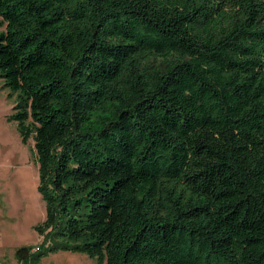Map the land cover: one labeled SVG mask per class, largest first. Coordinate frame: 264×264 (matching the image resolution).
Masks as SVG:
<instances>
[{"label": "trees", "instance_id": "1", "mask_svg": "<svg viewBox=\"0 0 264 264\" xmlns=\"http://www.w3.org/2000/svg\"><path fill=\"white\" fill-rule=\"evenodd\" d=\"M0 79L45 209L19 264H264V0H0Z\"/></svg>", "mask_w": 264, "mask_h": 264}, {"label": "rangeland", "instance_id": "2", "mask_svg": "<svg viewBox=\"0 0 264 264\" xmlns=\"http://www.w3.org/2000/svg\"><path fill=\"white\" fill-rule=\"evenodd\" d=\"M0 79V264H19L15 250L42 242L36 230L45 216L37 190L38 164L32 136L22 141L16 121H8L14 98ZM37 264H96L94 258L69 250L48 251Z\"/></svg>", "mask_w": 264, "mask_h": 264}]
</instances>
